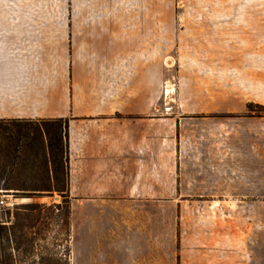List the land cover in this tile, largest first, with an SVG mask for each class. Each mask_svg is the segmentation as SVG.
<instances>
[{
    "label": "crops",
    "instance_id": "1",
    "mask_svg": "<svg viewBox=\"0 0 264 264\" xmlns=\"http://www.w3.org/2000/svg\"><path fill=\"white\" fill-rule=\"evenodd\" d=\"M119 17L85 19V59L0 27V119L70 118L71 264H264V45L205 50L197 108L160 116Z\"/></svg>",
    "mask_w": 264,
    "mask_h": 264
},
{
    "label": "rangeland",
    "instance_id": "2",
    "mask_svg": "<svg viewBox=\"0 0 264 264\" xmlns=\"http://www.w3.org/2000/svg\"><path fill=\"white\" fill-rule=\"evenodd\" d=\"M221 1L0 0V27L46 30L48 42L55 39L62 42L61 46L48 43L47 53L62 51L67 57L80 50V58L85 59L89 55L88 42L93 39L81 30L89 28L90 22L85 19L93 13L120 15L127 31L126 60L141 63L139 71L144 76L140 84L143 91L146 87L150 88L148 91L157 90L161 116L173 110L197 108L199 61L205 50L214 46L227 50L229 45H264V6L230 5ZM225 16L240 19H222ZM71 29L81 30L74 35L77 44L72 48L69 46ZM60 30L64 32L60 34ZM255 112L264 110L256 107ZM0 200L9 203L1 205L2 208H12L28 202L50 206L62 202V197L55 192L35 199L16 198L2 192ZM43 212L34 247L26 245V253L23 247L17 259L23 264H69L71 232L58 216L59 210L46 208ZM2 217L6 218L0 210Z\"/></svg>",
    "mask_w": 264,
    "mask_h": 264
},
{
    "label": "trees",
    "instance_id": "3",
    "mask_svg": "<svg viewBox=\"0 0 264 264\" xmlns=\"http://www.w3.org/2000/svg\"><path fill=\"white\" fill-rule=\"evenodd\" d=\"M256 107L260 106L251 103L248 110L255 112ZM69 122V118L0 119V193L35 199L57 192L62 197V202L50 206L39 202L12 208L0 205L6 216L0 218V264H23L17 255L23 247L26 253V245L34 247L43 209L59 210L58 216L71 232Z\"/></svg>",
    "mask_w": 264,
    "mask_h": 264
},
{
    "label": "built area",
    "instance_id": "4",
    "mask_svg": "<svg viewBox=\"0 0 264 264\" xmlns=\"http://www.w3.org/2000/svg\"><path fill=\"white\" fill-rule=\"evenodd\" d=\"M5 204H9V203H6L5 200H0V205H5Z\"/></svg>",
    "mask_w": 264,
    "mask_h": 264
}]
</instances>
